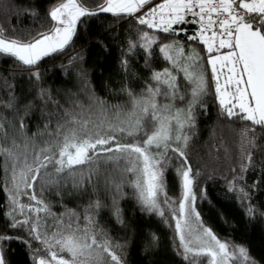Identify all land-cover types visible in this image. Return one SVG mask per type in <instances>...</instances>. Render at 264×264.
I'll return each instance as SVG.
<instances>
[{
  "label": "snow or ice",
  "instance_id": "obj_1",
  "mask_svg": "<svg viewBox=\"0 0 264 264\" xmlns=\"http://www.w3.org/2000/svg\"><path fill=\"white\" fill-rule=\"evenodd\" d=\"M152 5L153 0H102L89 9L84 0H58L48 10L52 27L30 42L11 39L0 27V54L36 68L30 75L37 80L39 62L62 51L77 34L82 18L97 13L134 16L139 25L152 30H141L137 40H129L121 59L125 73L130 70L128 57L138 49L144 52L146 68L151 67L157 48L167 65L151 70L140 93L127 85L121 88L128 104L109 105L94 96L95 113L78 104L80 112L65 109V119L57 121L54 128L49 121L43 131L32 136L27 135L21 118L23 145L9 137L5 127L8 118L0 112V186L9 209L5 215L9 227L23 228L27 234V239L0 235V264H8L3 242L12 239L28 246L33 264H126L127 243L113 244L107 230L99 226L97 217L107 207L102 200L91 201L82 213L65 207L56 214L44 198L46 189L59 192L69 182L74 190L95 188L101 165L121 163L123 179L106 184L108 191L114 190L111 210L118 223H124L119 201L128 186L142 210L166 221L171 212L179 238L178 254L187 264H252L243 246L221 242L200 222L193 192L199 173H193L186 148L195 131L197 109L207 107L206 70L210 66L220 114L229 120L250 122L240 133L241 160L248 161L241 163L240 171L252 164L249 146L254 147L258 139L257 127L264 130V0H162ZM185 24L198 26L187 39L203 45L206 64L195 46L189 45L186 52L182 41L165 43L159 35L167 34L164 39L187 35ZM39 95L52 99L43 87ZM185 101V106H178ZM16 103L10 92L7 101L0 99V109L15 110ZM112 109L115 112L110 116ZM45 136L41 147L37 137ZM177 161L181 195L174 201L167 195L166 173ZM229 190H237L235 182ZM239 192L241 201L248 198L243 188ZM256 211L251 205L246 209L248 216Z\"/></svg>",
  "mask_w": 264,
  "mask_h": 264
},
{
  "label": "trees",
  "instance_id": "obj_2",
  "mask_svg": "<svg viewBox=\"0 0 264 264\" xmlns=\"http://www.w3.org/2000/svg\"><path fill=\"white\" fill-rule=\"evenodd\" d=\"M57 2L0 0V27L9 38L30 42L52 27L54 22L48 16V10ZM161 2L155 0L152 6ZM84 3L89 9H94L102 0H84ZM146 10L147 7L141 11ZM82 20V23H78L77 34L62 51L39 62V80L30 75L36 68H29L13 57L0 54V99L7 101L11 92L17 100L15 110L0 109L8 118L5 125L7 132L15 129L21 133V118L27 125L28 136L43 131L49 121L54 128L57 121L65 119V109L80 112L81 109L76 107L78 104L84 110L90 109L95 113L94 96L109 105L128 104V97L120 91L121 88L127 85L138 94L145 87L151 70L166 66L157 48L151 67L146 68L144 52L138 49L135 55L128 57L129 72L122 70L121 59L129 40H137L141 30L152 31L139 25L134 16L97 13ZM159 35L165 43L172 39L182 41L186 46L185 51L189 50V45L195 46L205 57L206 64L207 54L203 45L187 41L182 36L164 39L167 34ZM206 76L209 82V94L205 97L207 107L206 110L197 109L195 131L186 148L193 173H199L193 185L197 197L195 207L202 223L221 242H227L230 247L243 246L252 264H264V130L257 127L258 139L255 146L248 149L252 153V164L241 172V163L247 164L248 161L241 160L240 133L250 122L229 120L220 114L215 83L208 66ZM41 87L49 90L50 101L41 99ZM178 106L181 105L178 103ZM114 112L115 109H112L109 115ZM44 139L47 136L37 137L41 147ZM178 165V161L173 163L166 173L167 195L174 201L181 195L176 176ZM119 167L115 164L101 165L95 188L86 186V191L74 190L69 182L67 186H61L59 192L55 188L46 189L44 198L51 203L52 212L56 214L64 212L65 207L82 213L91 201L97 198L102 200L107 207L97 217L99 226L107 230L113 244L127 243L126 264H187L178 254L179 238L171 212H168L166 221L164 217L142 210L128 186L124 187V198L119 201L124 223L117 222L111 210L114 190L108 191L106 184L122 180ZM2 175L0 172V177ZM233 182L236 191L229 190ZM240 188L248 196L243 201L240 199ZM36 190L39 192V187ZM249 205L257 210L253 216L246 213ZM8 210L6 194L0 186V235L27 239L25 229L9 227L10 220L5 215ZM34 247L39 245L34 244ZM3 248L8 264H33L28 246L20 239L4 241Z\"/></svg>",
  "mask_w": 264,
  "mask_h": 264
},
{
  "label": "rangeland",
  "instance_id": "obj_3",
  "mask_svg": "<svg viewBox=\"0 0 264 264\" xmlns=\"http://www.w3.org/2000/svg\"><path fill=\"white\" fill-rule=\"evenodd\" d=\"M153 1H155V0H153ZM162 3V2H161ZM189 51V50H188ZM224 51H227V50H223V51H221V52H224ZM187 52V51H186ZM218 54V53H217ZM207 59V58H206ZM167 66V65H166ZM165 66V67H166ZM208 68H209V70H210V73H211V77H212V72H211V67L210 66H208ZM225 72H226V69H225ZM180 77H178V79H179ZM221 82L223 83V77L221 78ZM215 83V82H214ZM180 104V103H179ZM186 104V103H185ZM185 104H180L181 106H179V107H183V106H185ZM8 134H9V137H14V138H16L17 139V141L21 144V145H23V137H22V135H20L21 133L19 132V130H15V129H12V130H10V132H8ZM122 167H123V163H121V165H120V167L118 168L119 170H120V174L122 175H120V177L123 179V173H122V171H121V169H122ZM71 187H72V185H71ZM131 188V187H130ZM132 189V188H131ZM132 191H133V189H132ZM134 192V191H133ZM195 210H196V207H195ZM196 212H197V210H196ZM198 213V212H197ZM200 218V217H199ZM174 222H175V220H174ZM200 222H202L201 221V219H200ZM203 224V223H202ZM204 225V224H203ZM205 226V225H204ZM206 227V226H205ZM208 228V227H207ZM209 229V228H208ZM231 264V263H230Z\"/></svg>",
  "mask_w": 264,
  "mask_h": 264
},
{
  "label": "built area",
  "instance_id": "obj_4",
  "mask_svg": "<svg viewBox=\"0 0 264 264\" xmlns=\"http://www.w3.org/2000/svg\"><path fill=\"white\" fill-rule=\"evenodd\" d=\"M183 28L186 29L187 35L181 33L179 36H182L185 40L188 41L187 36L192 35L194 31L198 29V26L196 24H185L183 25Z\"/></svg>",
  "mask_w": 264,
  "mask_h": 264
},
{
  "label": "crops",
  "instance_id": "obj_5",
  "mask_svg": "<svg viewBox=\"0 0 264 264\" xmlns=\"http://www.w3.org/2000/svg\"><path fill=\"white\" fill-rule=\"evenodd\" d=\"M109 14H111V13H109Z\"/></svg>",
  "mask_w": 264,
  "mask_h": 264
}]
</instances>
